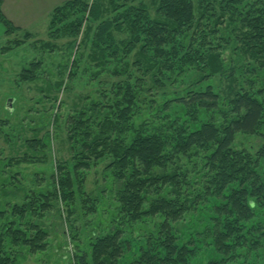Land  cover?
Wrapping results in <instances>:
<instances>
[{
    "label": "trees",
    "instance_id": "obj_1",
    "mask_svg": "<svg viewBox=\"0 0 264 264\" xmlns=\"http://www.w3.org/2000/svg\"><path fill=\"white\" fill-rule=\"evenodd\" d=\"M1 7L2 0L4 34L23 30L29 37ZM84 18L97 23L89 49L96 71L90 77L104 74L106 80H98V99L87 94L88 105L66 120L70 164L56 168L53 190L30 192L22 204L0 210V264H17L21 252L46 249L42 218L54 202L69 215L75 206L95 211L99 198L86 193L84 179L99 164L121 182L113 191L117 223L89 236L73 264H125L126 243L134 248L130 264H197L193 246L202 243L200 232L189 230L182 243L174 228L191 212L186 205L191 201L196 208L206 195H183L192 181L180 164L187 157L203 161L204 193L226 201L224 225L213 231L206 264L231 260L236 243L264 236L263 217L254 220L264 212V171L258 160L232 147L237 133L258 135L264 123V1L156 0L151 16L142 0H65L48 15L49 36L77 35ZM230 25L225 47L232 40L238 56L225 63L218 28ZM39 64L23 69L20 79L33 80ZM216 74L226 79L225 90L217 87ZM142 114L157 121L154 128L135 121Z\"/></svg>",
    "mask_w": 264,
    "mask_h": 264
},
{
    "label": "rangeland",
    "instance_id": "obj_2",
    "mask_svg": "<svg viewBox=\"0 0 264 264\" xmlns=\"http://www.w3.org/2000/svg\"><path fill=\"white\" fill-rule=\"evenodd\" d=\"M86 1L90 4L94 0ZM142 2L151 16H155L156 0ZM47 20L44 16L27 27V38L23 36V30L4 34V27L0 24V210L22 204L30 192L46 193L53 190L56 168L59 164H70L71 148L66 120L74 116L78 109L88 105L87 94L92 99H98L96 92H101L98 80H106L104 74L99 79L90 77V72L96 71L95 61L89 59V49L97 23L84 18L77 35L62 32L52 37L49 36L51 31L47 27ZM220 27L218 36L222 40L218 39L224 46L221 59L229 63L238 56L232 40L225 47L232 26L227 30ZM32 62L40 63L35 78L21 80L20 73ZM112 78L107 76L109 81ZM263 78L264 74L261 75ZM214 79L217 87L221 91L225 90L226 79L218 74ZM8 98H13L11 112L4 107ZM135 121L139 125L147 123L149 130L157 124L148 114L137 116ZM262 125L258 135L237 133L232 143L234 150L245 152L258 160L260 171H264V154L260 156L264 147V123ZM32 141L39 143L33 145ZM24 158L32 161H18ZM202 163L199 157L183 158L180 162L184 166L182 170L187 171L192 179L189 189L183 186V195L187 197L195 191L206 195L196 208L190 207V201L186 206L191 212L188 211L174 225L175 233L182 243L187 242L183 238L189 230L198 229L200 232L198 238L202 243L193 246L197 264H206V254L214 249L210 241L214 239L213 231L222 224L226 208L224 195L204 193L202 182L206 169ZM119 185L121 182L111 178L102 164L91 167L84 179V189L87 194L99 198L95 203V211L86 212L81 206H75L69 215L63 204L54 202L53 208L42 218L49 232L46 249L35 254L21 252L17 264H73V256L85 250L89 236L110 231L117 223L118 209L114 205L113 191ZM192 212L194 217L190 216ZM259 218L264 224L263 211L254 220ZM145 226L148 230L152 229L150 219ZM256 240L248 237L247 241L236 243V248L230 250L232 259L226 260L224 264H264V236ZM133 250V246L126 243L125 264H130L128 258L133 255Z\"/></svg>",
    "mask_w": 264,
    "mask_h": 264
},
{
    "label": "crops",
    "instance_id": "obj_3",
    "mask_svg": "<svg viewBox=\"0 0 264 264\" xmlns=\"http://www.w3.org/2000/svg\"><path fill=\"white\" fill-rule=\"evenodd\" d=\"M63 1L65 0H2L1 8L15 26L27 29L40 18H48L51 9Z\"/></svg>",
    "mask_w": 264,
    "mask_h": 264
},
{
    "label": "water",
    "instance_id": "obj_4",
    "mask_svg": "<svg viewBox=\"0 0 264 264\" xmlns=\"http://www.w3.org/2000/svg\"><path fill=\"white\" fill-rule=\"evenodd\" d=\"M12 101H13V98H8L4 106L5 109H7L9 112L12 111Z\"/></svg>",
    "mask_w": 264,
    "mask_h": 264
}]
</instances>
